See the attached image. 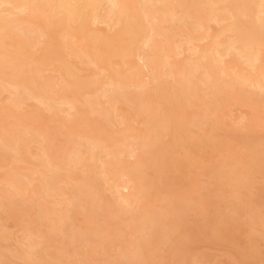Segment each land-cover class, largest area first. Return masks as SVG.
<instances>
[{
  "label": "bare ground",
  "instance_id": "bare-ground-1",
  "mask_svg": "<svg viewBox=\"0 0 264 264\" xmlns=\"http://www.w3.org/2000/svg\"><path fill=\"white\" fill-rule=\"evenodd\" d=\"M222 257L264 264V0H0V264Z\"/></svg>",
  "mask_w": 264,
  "mask_h": 264
},
{
  "label": "rangeland",
  "instance_id": "rangeland-1",
  "mask_svg": "<svg viewBox=\"0 0 264 264\" xmlns=\"http://www.w3.org/2000/svg\"><path fill=\"white\" fill-rule=\"evenodd\" d=\"M220 260L223 262V264H229V260L226 257H222Z\"/></svg>",
  "mask_w": 264,
  "mask_h": 264
}]
</instances>
